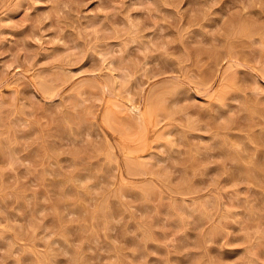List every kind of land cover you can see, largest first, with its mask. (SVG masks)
Returning a JSON list of instances; mask_svg holds the SVG:
<instances>
[{
	"label": "rangeland",
	"instance_id": "374dc122",
	"mask_svg": "<svg viewBox=\"0 0 264 264\" xmlns=\"http://www.w3.org/2000/svg\"><path fill=\"white\" fill-rule=\"evenodd\" d=\"M263 39L264 0H0V264H264Z\"/></svg>",
	"mask_w": 264,
	"mask_h": 264
},
{
	"label": "bare ground",
	"instance_id": "6f19581e",
	"mask_svg": "<svg viewBox=\"0 0 264 264\" xmlns=\"http://www.w3.org/2000/svg\"><path fill=\"white\" fill-rule=\"evenodd\" d=\"M264 40V39H263ZM264 47V46H263ZM230 52H227V55L229 54ZM232 56V55H231ZM228 58V57H227ZM230 58V57H229ZM229 58H228V61H229ZM226 59V58H225ZM230 62H231V60H230ZM236 64V63H235ZM229 66H232V65H230V63H229ZM239 67V66H238ZM141 114V113H140ZM146 137V136H145ZM144 139V138H143Z\"/></svg>",
	"mask_w": 264,
	"mask_h": 264
}]
</instances>
